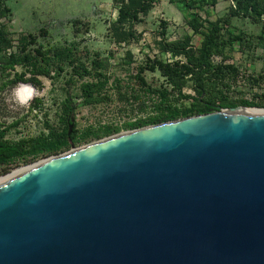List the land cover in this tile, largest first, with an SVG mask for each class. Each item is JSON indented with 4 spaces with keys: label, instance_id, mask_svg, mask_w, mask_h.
Returning <instances> with one entry per match:
<instances>
[{
    "label": "water",
    "instance_id": "1",
    "mask_svg": "<svg viewBox=\"0 0 264 264\" xmlns=\"http://www.w3.org/2000/svg\"><path fill=\"white\" fill-rule=\"evenodd\" d=\"M236 108L1 178L0 264H264V114Z\"/></svg>",
    "mask_w": 264,
    "mask_h": 264
},
{
    "label": "rangeland",
    "instance_id": "2",
    "mask_svg": "<svg viewBox=\"0 0 264 264\" xmlns=\"http://www.w3.org/2000/svg\"><path fill=\"white\" fill-rule=\"evenodd\" d=\"M5 1L11 8L10 16L5 21L15 40L20 34L31 32L38 34L37 45L42 44L45 48L69 46L77 41L83 59L87 60L93 69L110 75L111 79L104 90V100L91 105H81L76 109L74 120L80 130L104 124L121 126L127 121L153 114L154 104L159 101L158 94L145 93L135 74L148 57L161 56L169 59L168 54L160 53L159 50L158 33L162 29L161 21H167V38L170 40L191 35L192 42L200 45L202 34L195 33L188 23L192 13L197 12L203 19L202 29L206 30L210 28L212 22L227 13L230 6L229 0H217L215 5H206L202 10L197 8L185 10L177 0H161L144 18V22L138 24V30L143 31L141 38L128 45L124 42L116 43L109 33L112 18L118 15V5L114 0ZM75 19H81V23L75 26L73 23ZM232 25L236 31H243L247 36L255 38L251 47L241 45L238 41L224 47L225 53L230 55L226 62H233L240 69L239 78L233 85L237 92L232 93V96L253 100L259 105L254 107L264 109V80L256 84L252 81V76L258 77L264 71V59L259 58L264 53V44L257 41L262 25L250 18H234ZM41 28L46 29L47 33L40 32ZM16 44L15 42L12 49L14 52H18ZM220 60L222 55L214 56L215 62ZM70 68L67 65L63 72L53 68L51 76H37L40 81L37 84L20 82L14 86L11 84L3 86V81L9 80L15 72H25L26 77H31L25 64L8 69L10 76L4 75L0 78V125L10 127L5 139L17 141L46 132L48 125L58 126V112L64 98L71 95L78 102L83 99L81 87L88 78H77L74 82H69ZM144 74L154 87L159 86L162 81L158 72L147 70ZM27 86L34 90V96L25 102L19 91ZM188 91L193 93L191 88H188ZM136 95L140 98L136 99L134 97ZM236 109L249 112L254 110ZM130 130L132 129H122L116 134ZM93 141L96 140L71 149ZM44 159L18 160L12 163L8 170H5L4 166L0 167V178L18 168L35 165Z\"/></svg>",
    "mask_w": 264,
    "mask_h": 264
},
{
    "label": "trees",
    "instance_id": "3",
    "mask_svg": "<svg viewBox=\"0 0 264 264\" xmlns=\"http://www.w3.org/2000/svg\"><path fill=\"white\" fill-rule=\"evenodd\" d=\"M217 0H177L179 5L190 10L204 9L206 5H215ZM228 12L211 23L209 29L203 30L204 21L197 12L192 13L188 23L195 33L202 34L200 45L192 42V36L170 40L167 38V21H161L159 31L160 53L168 54L169 59L161 56L148 57L140 65L135 78L143 85L147 94H158L159 101L154 104L155 112L144 118L127 121L123 125L104 124L99 127L88 126L83 130L77 128L74 113L81 105H91L104 100V90L109 83L110 75L93 69L78 50L79 42L74 41L69 46L45 48L38 44V34H20L17 40L8 29L6 19L11 8L5 0H0V78L10 76L8 69H15L19 64L29 68L31 77L25 72H15L3 86H14L20 82L39 83L37 76H51L53 68L63 72L70 66L69 82L87 77L82 83L84 97L76 101L67 95L61 102L58 126H47V131L38 135L21 138L17 141L5 139L10 129H0V167L8 170L12 163L18 160L34 161L48 158L66 152L74 146L99 140L120 132L122 129H137L151 124H157L182 117L205 114L232 108L240 105L259 106L253 100L244 97H234V83L240 75L239 66L226 62L230 58L224 47L226 44L238 41L241 45L253 46L254 37L247 36L243 31H236L232 25L234 18H250L262 25V31L257 36L258 43L264 44V0H229ZM118 5V15L112 18L109 33L116 43L131 44L141 38L138 24L158 5L161 0H114ZM74 25L81 23L75 19ZM40 32L47 33L41 28ZM226 37V38H225ZM18 48V52L12 49ZM222 55V60L215 62V55ZM259 58L264 59L263 55ZM158 72L162 77L159 86L154 87L148 82L145 71ZM264 80V71L258 77L252 76L254 84ZM191 88L193 93H189ZM240 91V90H238ZM139 99V95L134 96ZM2 125H0L1 127ZM71 132L69 133V129Z\"/></svg>",
    "mask_w": 264,
    "mask_h": 264
},
{
    "label": "bare ground",
    "instance_id": "4",
    "mask_svg": "<svg viewBox=\"0 0 264 264\" xmlns=\"http://www.w3.org/2000/svg\"><path fill=\"white\" fill-rule=\"evenodd\" d=\"M19 94L21 95L22 99L25 102H28L34 96V90L30 86L23 87V88L20 89ZM241 109H254V110L250 111L249 114H264V109L263 108H256V107L250 108V107H247V108H241ZM242 111L243 110H239V109H233V110L229 109V110H224L223 112L224 113H229V112H242ZM42 161H44V160H41L40 162H42ZM30 166H32V165H30ZM30 166H27V167H30ZM27 167L18 168L13 173L18 172L20 170H23V169H25ZM13 173H11V174H13Z\"/></svg>",
    "mask_w": 264,
    "mask_h": 264
},
{
    "label": "flooded vegetation",
    "instance_id": "5",
    "mask_svg": "<svg viewBox=\"0 0 264 264\" xmlns=\"http://www.w3.org/2000/svg\"><path fill=\"white\" fill-rule=\"evenodd\" d=\"M8 127H9L8 125L7 126L6 125H3V126L0 127V129L1 130H6V129H8Z\"/></svg>",
    "mask_w": 264,
    "mask_h": 264
}]
</instances>
